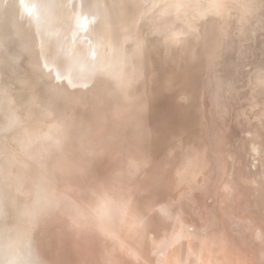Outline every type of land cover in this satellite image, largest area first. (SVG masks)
I'll return each instance as SVG.
<instances>
[{"label": "rangeland", "instance_id": "374dc122", "mask_svg": "<svg viewBox=\"0 0 264 264\" xmlns=\"http://www.w3.org/2000/svg\"><path fill=\"white\" fill-rule=\"evenodd\" d=\"M189 1H191V4L188 3ZM189 1L133 0L134 11L139 20V32L134 36H129L128 42L131 40L133 41L134 39L133 43L132 41L131 43L126 42L127 48L123 50L122 47L116 53L115 59L112 57L108 58L113 65H110L108 69H104L102 66L99 67L97 75L94 76L92 74L93 78L88 72L90 73V71L96 66L91 65V63L99 59V53L111 49L110 44L103 43L102 36L109 35L111 32V26L116 25L120 21L113 4L117 2V0H90L88 8L83 12L84 19L81 22L71 20L69 22L70 24H67L68 27L65 34L60 35L58 41L59 58L62 61L65 60V62L63 65L62 63L59 64V66L61 65L60 67H57L59 74H61L66 80L56 87L51 83H44L43 80V82L36 85L37 87L21 94L25 90L26 82L30 79L27 76L15 74L13 68L0 54V236L5 233H11V237L14 236L16 242L19 241V239H21V243L28 241V243L26 242V257L20 258L18 264H127L125 263L127 253L126 255H123L125 249L122 248L127 243V237L121 239L118 231L115 230L113 226H109L105 222H102L100 220L101 217L98 218L95 214L93 215L87 208L84 209V213L89 216L83 221L73 218L71 212L73 213V209L75 208L74 201L76 198V192L81 191L79 194H82V185L84 186V184H88L89 182L88 177H85V175L86 172L90 171L88 168L90 164L95 165L99 163V165L102 164L101 166L103 168L107 166L109 167V165L112 167L115 164H119V167L125 168L130 165L135 166V163L139 158L140 160L146 159L143 158L145 149L143 143L146 138L151 137V133L148 131L150 126L142 120L135 121L136 124L134 127L136 128L133 130H126L125 133H123L125 135L122 138H118V145L113 141L115 133L121 131V125L117 123L119 114L116 112L117 103L115 104V102L119 95V90H130L133 88V93L128 95H136L138 88L141 87L146 80L143 75V69H150L148 68L149 65L148 62L146 63L145 58H152V61L150 60L149 64H151L152 67H159L157 64L158 62L160 64L165 57L166 46L170 43H176V41L179 42V49L181 48L186 51V53L195 56L199 65H204L211 60H213L212 63L217 62L218 60L221 61V66L215 70L213 75V83L211 85L210 93L211 98L218 89V86L221 87L224 84L231 83L234 88L232 90V97L230 98V105L233 111L238 114L241 113V108H243L248 112L250 118L247 116L242 118L246 127H249L253 123L258 125V117L261 118L264 126V112H258L257 109L253 107L254 97L256 95L253 92L255 86L251 81L249 83L247 81L250 72L257 69L260 65L258 62L260 59L257 60V57L259 58L260 55L255 56V53L257 47L256 41L264 40V17L261 18L262 20L260 19L258 21V19L254 17L253 12L255 8L264 9V0ZM193 2H196L198 6L204 4L205 7H211L208 11L207 9H203L200 13L198 10L194 9L196 4L193 5ZM260 3L261 6H259ZM236 8L238 10H236ZM239 8L243 9L240 11ZM226 9L232 14L236 11L240 12L239 15L236 16L238 23L235 27L229 29L230 32L228 33V37L230 38L229 44L231 48L228 49L229 51L227 55L224 54V34L221 28L223 25L224 10ZM154 11H156L155 15ZM204 12L206 13L203 14ZM185 14H187V17ZM159 16L161 17L160 20L158 19L160 18ZM141 17L143 18L141 19ZM197 18L199 28L201 31L204 29L202 32L212 29L215 35L214 43L208 44L205 35L202 40L198 31H196V35L198 39L200 38V42L197 41V38L187 34L180 35L179 37L172 34L173 29L182 25L187 28L191 19L197 20ZM156 19H158L157 22L155 21ZM170 20H172V22ZM147 23H149V25ZM131 26L136 29V23H131ZM153 30L158 32L156 33L155 31L154 33ZM149 33L153 34L149 35ZM140 43L144 45L143 50H146V52L144 51L143 53L142 48L140 49L138 47ZM152 43H154V46H152ZM211 44L213 49H210ZM155 45H159L158 47L162 48L158 51V49H155ZM238 45H240V47ZM154 49L157 52H154ZM138 51H140V53H138ZM248 51L250 53L249 60L245 58ZM141 53L143 55L146 54L145 58H143L144 56H142ZM157 56H161L159 57L160 59L162 58L161 61ZM141 58L144 59L141 60L142 64L140 61ZM154 58L158 60L154 61ZM155 63L157 64L155 65ZM139 65H141V67L143 65L144 67L141 69ZM145 65H148L146 67L147 69L145 68ZM135 66L139 67L136 68ZM132 70L134 71L132 72ZM137 71L141 72L137 73ZM83 72H86L87 74H82L84 78L78 79L79 74ZM185 78L186 76L183 73L180 74L179 72H174L172 74L174 86L176 87H179L181 84L180 81H184ZM14 80H19L22 84H19L14 88L11 84ZM81 80L86 81V83ZM203 87V74H201V79L196 87V91L201 96L200 101L202 107L200 115L207 126H209L210 120H212V123L214 124L213 126H215V131L219 132V136L222 137L223 140L232 143V121L230 119L227 120L226 115L218 112L212 99L211 102L209 100L210 107L208 106L209 110L206 111V97L204 95ZM161 89L162 93L159 96L162 98L161 100L163 102L165 97H168L170 102L174 93H179L178 88H173L172 91L174 92L169 91L164 96V93H166L165 87ZM13 92L14 94L20 93L21 95H14ZM114 95H116V97ZM183 98L184 97L181 96L179 99V104L181 105L186 104ZM136 103H138V101ZM136 103L130 105V101L127 100L124 104L125 113L129 114L132 107L137 106L135 105ZM111 107H115V109L113 110ZM112 110L118 114L117 118L115 113V115L112 114L113 112L111 113ZM249 111L251 112L249 113ZM135 112L137 113V116H142V114L147 113L148 110L144 104H140L137 106ZM206 112H209V117H207ZM142 123H144V125ZM257 128L259 127L257 126ZM113 129L114 133L112 131ZM111 131L112 134H110ZM208 131L209 129H207V132ZM262 133L263 130L257 134L258 140L255 142L257 150L253 147L251 142L247 143V148H245V146H240L241 144L239 145V141H237L235 149L234 146L232 147L235 160L238 161L236 166L237 169L239 168L240 170H243L244 167L249 165L248 157H251V154L255 152V150L262 154L263 158L260 159V161L264 165V136ZM242 136H245L250 141L253 140L247 131H245L244 134H241L240 137ZM110 143L113 144V146H111ZM178 144H180L178 146L179 151H175L174 148L177 147L172 144L175 147L172 146L170 150L166 151V154L157 161L159 165L155 161L158 166L162 165V163L170 162L172 167L169 165L168 169H159L158 172V168L146 164L147 161L141 162V169L144 173H147V177L142 181L140 186L137 187V192H148V196L156 193L158 186H155L160 175L165 174L176 176L174 173L175 166L177 165L176 163H181L180 166H182L181 170L176 172L177 178L184 180L188 179L192 174V168L188 161V157L191 155L192 151L190 150V147H187L183 142ZM107 145H109V149H107ZM116 145L119 149L116 148ZM226 146L227 144L225 142L224 147ZM110 151H112L113 154L118 152L122 153V158L119 160V157H115L111 160L112 162H109L107 165L104 164L107 161L105 157L112 156ZM220 151L221 150L218 152ZM178 152L180 153L179 162H176L175 154ZM105 153H107V155H105ZM127 154L132 159L127 158ZM140 154L142 156L139 157L138 155ZM135 155H137L138 158ZM227 155L228 154L226 153V156ZM245 158L247 159V162L244 164ZM123 162L128 165H124ZM112 163L113 165H111ZM120 163H123V165ZM145 165H147L148 168L145 167ZM225 167L227 166L225 165ZM66 169H68V171ZM83 177L85 179H83ZM130 177L131 175L128 174V178L126 179L127 183L132 181V177ZM236 177L237 176L234 178V190H231L229 187V189L226 188L225 192L227 194L222 195V198L219 192L220 186L216 190L215 199L209 197L205 199L204 196H202L201 191H196L195 194L198 195L197 198L200 201L205 199L207 205L204 209L202 207H195L188 197L181 198V200L187 205L186 215L184 214L182 216L184 220L189 219L190 216L199 218L202 212L208 213L217 209L219 220H214L213 223L216 225L218 223V225H220L219 232H222L219 233L217 228H212L211 231L216 233L215 238L218 239L217 249H219V252L222 251L221 253L225 250H229L233 246L238 250L247 249L241 243V239H246L247 237V227L244 231L242 228H237V224V227L235 226L236 222L230 224L228 219L226 220L224 218L221 209L224 205L222 200L224 202L226 201L229 206L236 204L237 207V199H241L243 196L242 194L246 192L247 186H243V189L241 190V185L239 182H236ZM67 179L71 183H67ZM224 179H226V176ZM84 181L88 182L84 183ZM200 183L201 182H199V184ZM48 185L50 187L53 186V189L56 188L55 190L51 188V192L54 191L52 195H55V193L57 194L55 197L54 195H51L53 198L48 193L50 192V190H47L50 189ZM68 189H70V191H68ZM71 191L72 193L70 195ZM188 191L189 188L184 187L182 192H175L176 194L174 196L177 197V194L179 193L180 197ZM79 194H77V196H80ZM134 194L135 191L128 195L127 207L120 208L121 210L116 213V216H112L113 210L111 208H105L102 212V214H107L109 216L108 220L110 221H113L114 218L118 219L115 222L113 221V223L119 230H122L125 225V222L122 223L119 220L122 219L124 213H127L126 215L130 217L129 220L135 218L136 213H134V207L140 204V201L134 198ZM47 195H49L50 199H47ZM171 197H173L171 193L164 196L162 203L165 201L167 202ZM70 200H72L73 205H71V202H68ZM64 203L71 205L70 208L72 209L67 212L60 208V206H65ZM195 208H197V210ZM193 209H195L197 213ZM228 211L229 208L227 209V213ZM235 212L238 214L237 208L235 209ZM171 222H174L177 225H175L176 229L172 233V235H175L182 229V227H178L179 221L176 218H171ZM231 226L236 234L231 233ZM201 227L202 226L200 225V228ZM235 227L237 229H235ZM190 230L191 229H188L189 234L192 233V230ZM221 233H224V235L227 234L226 236L228 237L226 238V236L223 234L221 235ZM197 234L200 235L199 238H179L178 243L171 242L172 238L170 239V237L167 240L162 239L155 249L149 251L148 257L154 264H162L163 257L161 256V253L163 251L167 250L171 252L178 244L185 243L187 244L186 255L190 258H194L197 255L196 251L198 252L200 250L201 253L205 252V249H196V247H199V245L203 243L205 237L208 238L207 245L210 244V238L212 237V235H205L203 232H198ZM148 236L152 238L151 234H148ZM0 238H2V236ZM192 245L195 246V249L190 250ZM91 246H93V249ZM106 247L111 248L108 249V257H110V260L108 259V261L105 259L104 253V250H107L105 249ZM95 248H101L103 253L101 252V254H98L97 250L94 251ZM69 254H71V256ZM71 257H74V259ZM116 257L119 260L116 261ZM120 259H123L125 262ZM218 261L220 264H226L223 258H218Z\"/></svg>", "mask_w": 264, "mask_h": 264}, {"label": "bare ground", "instance_id": "6f19581e", "mask_svg": "<svg viewBox=\"0 0 264 264\" xmlns=\"http://www.w3.org/2000/svg\"><path fill=\"white\" fill-rule=\"evenodd\" d=\"M89 1L90 0H0V54L4 58V60L13 68V72L15 74H21L22 76H27L30 79L29 81L26 82L25 90L21 94L27 92L32 88L37 87L36 85L43 82V80L44 83L46 84L51 83L55 87L66 80L57 71V67L59 66V64L62 63L63 65L65 62V60L62 61L59 58V49H58L59 36L65 34L66 29L68 27L67 24L71 20L76 22H81L84 19L83 12L85 9L88 8ZM188 3L191 4V1H189ZM113 4H114L115 12L119 16L120 21L116 25L111 26V32H110L111 34L109 33V35L102 36L103 43L110 44L111 49L104 50V52L99 53L98 55L99 59L91 63V65L96 66L94 67L93 70L90 71V73L88 72V74H91L92 78H93L92 74L94 76L97 75V71L99 70L98 69L99 67L102 66L104 67V69H108L110 65L112 66L113 63L110 62L108 58L112 57L113 59H115L116 53L122 47L123 50L127 48L126 42H128L129 36H134L136 33L139 32V20L134 11L133 0H117V2ZM192 4L193 5L196 4L194 6V9L198 10L199 12L202 11L203 9H207L208 11L209 8L211 7V6L205 7L204 4L198 6L196 2H193ZM259 6H261V3ZM237 8L236 10H238ZM239 9L241 11L243 8H239ZM224 11L225 12L223 16V25L221 28L224 34V39H223L224 54L227 55L229 51L228 49L231 48L229 44L230 38L228 37V33L230 32L229 29L235 27V25L238 23V19L236 18V16L239 15L240 12L236 11L232 14L228 9ZM154 12L155 15L156 11ZM205 13L206 12H204L203 14ZM253 15L259 21L261 18L264 17V9L255 8ZM185 16L187 17V14H185ZM142 18L143 17H141V19ZM158 19L160 20L161 17ZM158 19H156L155 21L157 22ZM170 21L172 22V20ZM133 22L136 23V29L131 26V23ZM149 23L147 24L149 25ZM187 28L184 27L183 25L178 26L177 28L172 30V34L178 37L180 35L187 34L193 36L194 38H197V41H199L200 38H202L203 40L205 35L208 44L214 43L215 41L214 32L212 31V29L202 32L204 29L201 31V29L199 28L198 18L197 20L191 19ZM155 31L153 30L154 33ZM196 31L199 32L200 35L199 39L196 35ZM157 32L158 31H156V33ZM151 34L149 33V35ZM131 41L129 42L131 43ZM256 42H257V47H256L255 56L260 55L259 58L257 57V60L260 59L258 61L260 65L258 64L259 66L257 67V69L250 72L249 76L247 77V81L248 83L251 81L255 86L253 92L256 95L254 97L253 107L256 108L258 112L262 113L264 112L263 111L264 110V40L256 41ZM154 43H152V46H154L153 45ZM158 46L159 45H155V49L156 50L158 49L159 51V49H161L162 47H158ZM210 46H211L210 49H213L212 44ZM238 46L240 47V45ZM138 47L140 49L142 48L143 50L144 45L140 43ZM155 49L154 52H157L155 51ZM140 51H138V53H140ZM144 51L146 52V50H143L142 52L144 53ZM246 55L247 56L245 58L249 60V56H250L249 51L248 53H246ZM142 56H144L143 58H145L146 54L145 55L142 54ZM164 56L165 57L163 59L161 58L162 61L159 58L161 56H157L158 59H160L161 61L160 64L159 62L158 64L155 63V65L156 64L159 65V67L157 68L156 66H154L155 67L154 68L151 66V64H149L152 58L150 57L148 59L145 58L146 63L148 62L149 65V66L145 65V68L148 66V68L150 69L148 70L143 69V75L146 78V80L144 79L145 80V82H143L144 84L138 88V92H136V95L134 94V96L128 95L133 93L134 91L132 90L133 88H131L130 90L127 89H122L121 91L119 90V95L117 96L115 102V104L117 103L116 112H118L119 115L116 114L115 111H113L115 107H111L113 109L111 113L113 112L112 113L113 115L116 114L115 115L116 118L118 115L117 123L121 125L120 126L121 131H119L121 133L116 132L113 140L114 142L117 143V145L119 144L118 138L119 137L122 138L125 135L123 133H125L126 130L128 129L133 130L136 128L134 127V125L136 124L135 121L142 120L144 123H147V125L150 126L148 131L151 133V137L146 138L143 143V146L145 147L143 158L146 159L140 160L139 158L137 159L138 161H136L135 166L130 165V166H126L125 168L119 167L120 166L119 164L113 165V163L111 164L113 165L112 167H110L109 165L110 168L108 166L103 168L101 166L102 164L99 165V163L95 165L90 164L88 167L90 171L86 172L85 175V177H88L89 182L86 181L88 182V184H84V186L82 185L83 187L82 194H79L81 193V191L76 192V198L74 201L75 208L72 206L74 209H73V213L71 212V215L76 220L83 221L85 218H87V216H89L86 213H84V209L87 208L92 212L93 215L95 214L98 218L101 217L100 220L102 222H105L109 226H113L115 230L118 231V234L121 236V239L127 237L126 240L127 243L125 246L122 247L123 249H125V251H123V255L124 254L126 255L127 253L126 262L123 259H120L121 261L127 264H154L151 261V259L148 257V253L150 250L155 249V247L162 241V239L167 240L170 237V239L172 238L171 242L173 241L178 243L179 238H187V237L199 238L200 235L197 234L198 232H203L205 233V235L207 234L212 235V237L210 238L211 240L209 242L210 244L207 245L208 238L205 237V239H203V243L199 245V247H196V249H205L204 253H201L200 250L198 252L196 251L197 255L194 258H190L186 255L187 244L180 243L177 245L176 248L173 249V251L169 252L165 250L161 253V256L163 257L162 264H220L218 258H223L226 264H264V165L260 161V159L263 158L262 154L259 153L258 151L256 152L257 148L255 147V142H257L258 140L257 134L261 130H263L262 135L264 136L263 122L261 118L258 117L257 119L258 125L257 124L255 125V123H253L249 127L245 126V123L242 120V118L245 116L249 117L248 112H246L245 109L241 108V113L237 114L233 111L230 105V98L232 97V93H233L232 90L234 89L231 83L224 84L221 87L218 86V89L212 95L211 98L210 93H211V85L213 83L212 82L213 75L215 70H217L221 66L222 63L221 61L218 60L217 62L212 63L213 60H211L210 62H207L204 65L202 64L199 65V63H197L195 59V56L186 53V51L182 50L181 48L179 49V42L177 41L176 43L172 42L166 46ZM143 58H141L140 61ZM154 59H153L154 61L158 60V59L156 60V58ZM139 66L141 67V65ZM139 66H135V67L138 68ZM143 67L144 66L142 65L141 69ZM133 71L134 70H132V72ZM139 72L141 71H137V73ZM174 72H179L180 74L183 73L186 76L184 81H180L181 84L179 85V87L174 86V81L172 79V74ZM82 74H87V73L86 72L80 73L78 79L84 78ZM201 74H203V81H204L203 88H204V95L206 97L205 99V106H207L206 111L209 110L210 107L209 100L211 102L212 99V102L215 103L218 112L226 115L227 120L230 119L232 121L231 123L233 127L231 131L232 136L230 135L233 140L232 143L223 140V138L219 136V132L215 131L214 128L215 126H213L214 124L212 123V120H210V118H209L210 120L209 126H207L202 116L200 115V110L202 107L200 101L201 96L196 91V87L201 79ZM84 80L81 81L86 83V81ZM11 84L13 85L14 88H16L19 84L22 83L19 82V80H14V82L12 81ZM164 87L166 91V93H164V96L169 91H172L173 88H178L179 93H174L173 97H171L170 99V102L168 97H165V100L163 102L161 100L162 98H160L159 95L162 93L161 88ZM21 94L19 93L14 95H21ZM86 94H87V90H86ZM114 96L116 97V95ZM181 96L184 97L183 99L186 102L185 105L179 104V99L181 98ZM127 100L130 101V105H134V103H136L137 101L138 103L135 104L137 106L140 104H144L148 112L142 114V116H137V113L135 112L137 106L135 107L130 106L132 107L130 113L129 114L125 113L124 104L126 103ZM250 112L251 111H249V113ZM206 114L207 117H209V112H206ZM144 123L142 124L144 125ZM257 126L259 128H257ZM207 129H209L208 132ZM112 131L114 133V129ZM112 131L111 133L110 132L109 133L112 134ZM245 131H247L248 134H250V136L253 139L252 141L248 140L245 136L240 137L241 134L245 133ZM237 141L240 142L239 143V145L241 144L240 146H245V148H247V143L251 142L253 147L256 149L255 152L252 151L253 153L252 154L250 153L251 157H248L249 165L244 167L243 170L236 168L238 161L235 160V156L233 155L232 152V147L234 146V149L236 148L235 146ZM181 142L187 145V147L189 146L190 150L192 151L191 155L188 157L189 165L192 168V174L188 177V179L184 180L181 178H177L176 172L181 170L182 166H180L181 163L180 164L176 163L177 165L175 164L176 166L174 171L176 176L174 175L170 176L165 174L160 175L157 184L155 186V187L158 186L156 193L148 196L149 194L148 192H143V191L137 192V187L140 186L142 181L147 177V173H144L141 169L142 167L141 162L147 161L146 164L151 165L153 167H157L158 172L159 169L161 170L168 169L169 165L172 167V164L170 162L162 163V165L158 166L159 163L157 161H159L161 157L166 154V151L170 150V148L173 146L172 144H174L177 147L174 148L175 151L177 150L179 151L178 146L180 144L178 143ZM225 142L227 144L226 147H224ZM110 145L113 146V144L111 143ZM107 146L108 148L107 147L106 148L109 149V145ZM116 148L119 149L118 146ZM219 150L221 151L218 152ZM110 152L112 154V156H110L112 159L110 157H105L107 161L104 164L108 165L109 162H112L111 160H113V158L115 157L116 158L119 157V160L120 158H122L121 155L122 153L118 152L116 154H113L112 151ZM107 153H105V155H107ZM226 153L228 154L227 156ZM179 155H180L179 152L175 154L176 162H179ZM138 156L140 157L142 155L140 154ZM127 158L132 159L131 157H129V155L127 156ZM155 161L157 162L158 165L155 163ZM246 162L247 159L245 158L244 164ZM123 163L120 164L123 165ZM224 163L227 167H225ZM125 164L126 163H124V165ZM145 167L148 168L147 165H145ZM66 170L68 171V169ZM128 174L131 175L132 181L127 183L126 179L128 178ZM225 176L226 179H224ZM235 176H237L236 182H239L241 185V190L243 189V186L245 185L247 186L246 192H244L243 190L244 192L242 194L243 196L241 197V199H237L236 202L238 203L237 207L235 203H234L235 205L229 206V204L226 201L224 202L222 200L224 205L221 209L223 211L224 218L226 220L228 219L230 224L232 223L234 224L236 222L235 226L237 227L238 225L237 228L239 229L242 228L244 231L245 228L247 227L248 230L246 231L247 237L246 239H241L242 245L247 249L238 250L235 248V246H233L229 250H225L223 253H221L222 251L219 252V249H217L218 239L215 238L216 233L211 231L212 228H217L218 232L220 230V225H218V223L217 225L213 223L214 220L217 221L219 220V214L217 209L212 210L208 213L202 212L199 218H194L190 216L189 219L184 220L182 216L184 214L186 215L187 205L185 202H183V200H181V198L188 197L193 202V205H195V207L196 206L197 208L202 207L204 209L207 205L205 199L208 197L215 199L216 197L215 193L219 186H220L219 192L221 198L222 195L227 194L225 192L226 188L229 187L231 190L234 188L233 185L235 181L234 180ZM83 179L85 178L83 177ZM86 182L84 181V183ZM199 182L201 183L199 184ZM67 183H71V182H69L67 179ZM52 187L49 186L50 189H47L50 190V192H48L50 196L52 195V193H54V191L51 192ZM184 187L189 188V191L179 197V193L182 192ZM68 191H70V189H68ZM72 191L70 192V195ZM134 191H135L134 198L140 201V204L134 207V213H136L135 218L129 220L130 217L126 215L127 213H124L122 219L119 220L122 223L125 222V225L123 226L122 230H119L118 228H116V226L113 223V221L115 222L118 219L114 218L113 221H110L108 220L109 216L107 214L105 215L102 214V212L105 210V208L108 209L111 208L113 210L112 216H116L117 215L116 213L119 212V210H121L120 208L127 207L126 204H128L127 201L128 195ZM196 191H201L202 192L201 194L202 196H204L205 199L200 201L197 198L198 195L195 194ZM169 192L173 197H171L167 202L165 201L162 203V201L164 200V196L170 194ZM175 192H179L177 194V197L174 196L176 194ZM77 194H79L80 196H77ZM49 195H47V199H50ZM56 195L57 194L55 193L54 197ZM68 202H71V205H73L72 200ZM71 205L65 204L66 207L63 205L64 207L60 206V208L68 212L70 209H72L70 208ZM197 208L195 209L197 210ZM228 208L229 211L227 213ZM236 208L238 210V214H236L235 212ZM171 218H176L179 221L178 227L179 226L182 227V229L175 235H172V233L176 229L177 225L176 223L171 222ZM200 225L202 226L201 228ZM236 227L235 229H237ZM188 229L192 230L191 234L188 233ZM230 229L232 234H236L232 226ZM224 233H221V235L222 234L224 235ZM148 234H151L152 238H150ZM1 236H2V238H0L1 264H18L20 258L26 257L25 255L27 253L26 242L28 243V241H26L25 243L24 242L21 243V239H19V241L16 242L14 240V236L11 237L12 236L11 233L10 234L5 233L2 234ZM227 237L228 236H226V238ZM92 247L93 246H91V248ZM105 249H107L104 250L105 259L108 261V259L110 260V257H108V251H109L108 249L111 248L106 247ZM192 249H195L194 245H192V247L190 248V250ZM95 250H97L98 254H101L102 252L101 248H97V249L95 248L94 251ZM61 253L63 254L62 251ZM69 255L71 256V254ZM72 259H74V257ZM115 259L116 261L119 260L117 257Z\"/></svg>", "mask_w": 264, "mask_h": 264}]
</instances>
